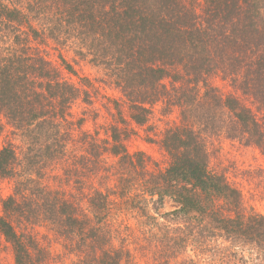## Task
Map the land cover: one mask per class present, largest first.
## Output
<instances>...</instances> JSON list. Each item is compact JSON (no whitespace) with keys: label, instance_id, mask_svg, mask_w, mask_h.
Masks as SVG:
<instances>
[{"label":"trees","instance_id":"trees-1","mask_svg":"<svg viewBox=\"0 0 264 264\" xmlns=\"http://www.w3.org/2000/svg\"><path fill=\"white\" fill-rule=\"evenodd\" d=\"M51 41L102 67L122 94L105 137L83 130L74 138L95 87L65 77L44 52ZM219 75L241 95L220 92L211 81ZM77 103L85 107L75 121ZM158 105L178 114L161 139L166 167L125 144L131 123L148 125ZM6 132L23 136L26 151ZM217 132L264 153V0H0V177L14 185L2 203L0 245L12 246L15 264H47L35 232L45 225L78 247L82 264L134 259L138 237L112 224L122 205L142 249H167L165 264L186 250L196 255L178 264H201L195 257L218 240L263 261L264 214L211 166ZM166 198L177 207L162 213ZM229 247L219 254H233ZM211 257L208 264L224 262Z\"/></svg>","mask_w":264,"mask_h":264},{"label":"rangeland","instance_id":"rangeland-1","mask_svg":"<svg viewBox=\"0 0 264 264\" xmlns=\"http://www.w3.org/2000/svg\"><path fill=\"white\" fill-rule=\"evenodd\" d=\"M43 47L47 57L52 60L56 66H60L66 78L78 85L84 84L82 79H85V83L87 84V79H89V85H94L95 89H98L100 93L96 95L95 89L90 88L93 95L97 98V101H95L96 103L94 106H91V111L87 114L86 119L84 117L85 121L83 122L82 130L81 128L78 129V131L76 130L74 138L80 140L83 130L96 132L99 133L101 137H105V127H107L109 123L116 121L117 117L115 116L118 115L113 99L120 102L124 100L120 91L108 81L106 72L102 67L95 66L93 63L89 62L88 59H83L76 55L74 50L63 48L59 43L52 41ZM62 57L73 66V72H69L64 68ZM211 81L222 93L235 92L241 95V93L232 86L231 81L223 79L221 75L212 78ZM84 107V103H77L72 108V112L75 115L73 120H78L81 117L83 118ZM122 111L126 119L129 120L127 115L128 110L124 105ZM175 111L164 114V112L161 111V106L158 105L148 125L138 126L131 123L134 130L125 140L128 150L132 153L137 151L144 152L157 161L161 167H166L169 163V156L161 145V139L166 129L173 126L175 122H178V114ZM224 118L225 120L228 119L226 114ZM2 119L3 122H7L4 117H2ZM9 129L10 126H7L6 131L8 132ZM7 132L6 135H11V138L16 137L15 142L21 145L23 151H26L27 144L24 140L25 138H23V136L19 137V134L14 136L10 133L9 135ZM4 135L0 136V140L4 139ZM72 144L79 145V143L75 142H72ZM209 151L212 168L217 171L225 172L229 180L241 190L245 204L264 214V153L258 147L254 145H245L237 139H230L222 132L214 133L211 136ZM13 186L12 180L0 177V214L3 213V200L13 192ZM176 207L177 205L172 199L166 198L161 212L167 213L173 211ZM117 209L118 208H116V210ZM116 210L115 215L112 216L114 228H119L120 232L128 230L133 231L139 239H130L132 242L130 248L137 257L134 259L130 258V261L124 260L122 264H165L167 249L162 250L163 245L160 248H154L153 246H148V244L142 249L141 247L145 244V241L142 240V235L138 233V224L135 218L131 216L130 210L127 211L125 205H122L120 211L116 212ZM35 232L39 235L40 243L48 250L49 256L46 261L47 264H82L79 254L81 252L78 250V247L60 238L51 230L49 225L35 227ZM114 237L116 239L115 245L119 246V236L115 234ZM228 244L229 243H223L222 240L210 243L208 249H205L207 251L201 252L200 256L195 257V259L200 260L201 264H208L213 254L217 258L222 257L221 259L224 260L222 264L256 263L257 260L253 258L255 254H253L252 257V250H250L249 247H229L230 245ZM153 245H155L154 242ZM228 247L229 251H234V253L224 258V255L219 254V251ZM254 253H256V251ZM188 255L195 256L196 254L194 250H186L183 254L181 253L180 255L169 257V262L170 264H178L186 260ZM0 264H15L13 248L5 240H1ZM256 264H264V260L258 261Z\"/></svg>","mask_w":264,"mask_h":264}]
</instances>
